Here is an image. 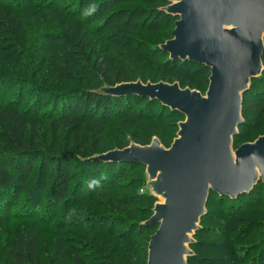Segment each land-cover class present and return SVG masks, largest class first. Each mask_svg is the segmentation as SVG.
Here are the masks:
<instances>
[{
  "label": "trees",
  "instance_id": "obj_1",
  "mask_svg": "<svg viewBox=\"0 0 264 264\" xmlns=\"http://www.w3.org/2000/svg\"><path fill=\"white\" fill-rule=\"evenodd\" d=\"M25 1L0 0V24L9 27L20 47L24 45L26 36L21 12V4ZM82 2L84 0H80V4ZM108 3L126 6L111 11L112 20L126 28H133L143 33H153L161 28L166 31L174 30L177 18L164 10L168 5L165 0H101L100 6L95 7V11L98 12L99 8L103 7L108 8ZM130 5L137 7L131 8ZM54 10L57 16L64 12L59 6ZM94 12L88 14V17L90 18ZM76 13V21L71 27L72 34L60 35V44L63 48L60 59L50 60L51 66L59 72L60 77L66 75L68 80L72 76L71 70L77 69L84 76L91 73L104 75L106 83L112 86L138 80L144 83H158L164 80L171 83L179 82L182 88L190 87L203 94L206 93L210 69L188 59L170 58L161 48L163 43H147L141 47L135 45L134 49L137 53L149 61L141 74L117 62L109 46H104L101 49L102 55L94 61L91 57L84 60L85 49L94 35V30L88 27L86 23L88 19L82 17L81 11ZM152 64L155 65L154 71ZM156 71L163 74L158 76ZM42 87L44 86L32 84L30 87L22 88L11 100L6 89L2 88L0 91V194L4 199H8L6 193L9 192L14 180L20 189H25L30 194H38L39 197L49 189L48 204L50 203L49 206H53L54 209L60 203L72 199L80 189L82 204L88 205L94 200L97 201L96 199H104L112 208L126 213L138 207H145V215L152 216L158 198L151 192L142 194L138 191V187L144 181L141 179L142 176L138 177L140 173L146 175L144 165L124 161L104 162L90 158L105 152L102 147L106 122L125 117L133 121L138 128L149 132L133 136L136 143L148 145L152 142V138L157 136L161 143L169 148L177 137L179 122L184 120V115L171 110L157 100L136 94L113 96L99 91L94 93L83 91L79 92L75 101L64 104L58 102L53 93L47 95L48 91L43 90ZM25 89L29 92V99L24 97ZM30 100H34L31 105ZM48 105L49 108L41 113L43 107ZM251 111L264 112V72L260 77L252 80L251 87L243 94V113ZM44 114L53 116L54 124L58 123L60 128L66 129L71 138L75 139L74 143L58 146L56 141H52L39 146L40 136L37 127ZM86 124L97 131L96 137L89 138L82 134ZM246 127L247 121L244 119V123L239 126L238 135L234 137V142L240 135L241 129ZM129 142L123 137L114 147L123 149L130 145ZM75 184V192L71 194ZM262 196L264 197L262 181L250 193L241 194L236 198L211 192L207 202V212L202 217V221L207 217L208 208L215 203L226 207L227 213L232 215V212L244 213L261 207L259 205L264 202V198H260ZM4 211L5 215H10V208H5ZM253 221L250 225L252 228L258 225V221ZM142 223L143 221L136 222L128 217L124 219V227L111 235L110 264L147 263L150 237L158 226ZM5 226L1 227L0 223V229L6 236L4 241L0 240V264H42L41 248L38 244L40 228L36 221L32 219L20 223L12 233H9ZM245 228L247 227L236 229L231 237V240L236 239L237 246L243 239L240 235ZM201 231L202 228L195 233L196 239ZM191 246L195 247V242ZM255 248L257 246H253V249ZM56 250V253H59L60 248ZM64 256L71 264H92L90 256L82 251L75 253L66 250ZM195 257V254L189 256L188 264H192ZM233 260H235L234 264H264L262 255L252 257L245 262L246 258L239 260L236 254Z\"/></svg>",
  "mask_w": 264,
  "mask_h": 264
},
{
  "label": "water",
  "instance_id": "obj_2",
  "mask_svg": "<svg viewBox=\"0 0 264 264\" xmlns=\"http://www.w3.org/2000/svg\"><path fill=\"white\" fill-rule=\"evenodd\" d=\"M177 19L161 48L172 59L210 69L205 94L179 82L121 83L101 92L136 94L184 115L169 148L155 137L91 160L135 162L146 167L157 202L145 225H157L146 264H188L211 192L236 198L264 184V134L234 148L244 123L243 94L264 72V0H165Z\"/></svg>",
  "mask_w": 264,
  "mask_h": 264
},
{
  "label": "rangeland",
  "instance_id": "obj_3",
  "mask_svg": "<svg viewBox=\"0 0 264 264\" xmlns=\"http://www.w3.org/2000/svg\"><path fill=\"white\" fill-rule=\"evenodd\" d=\"M100 3L101 0H84L82 4L80 0H26L22 3L21 12L26 29L25 43L22 47L13 38L9 27L0 24V91L2 88L6 89L11 100L20 89L37 84L44 86L42 88L48 91L47 95L53 93L58 102L69 104L70 101L76 100L79 92H101L104 88L111 87L112 85L106 83L104 75L91 73L84 76L77 69H72L71 78L66 80V75L60 77L59 72L50 64L51 59H60L63 53L60 35L72 34L71 27L76 21V12L80 13V11L83 13L82 17L88 19L86 21L88 27L94 30V35L85 49L84 60L91 57L94 61L102 55L101 49L109 46L117 62L141 74L149 61L137 53L134 49L135 45L141 47L147 43H164L171 39L173 29L166 31L161 28L153 33H143L133 28H126L112 20L111 11L117 7H126L120 4L108 3V8H99L98 12L94 10V14L89 18L91 9L100 6ZM58 6L64 9L59 16L54 10ZM130 6L137 7V5ZM151 66L154 71L155 65ZM156 74L159 76L163 73L156 71ZM161 81L168 82L164 80L159 82ZM24 97L30 98L26 89ZM33 102L34 100H30V105ZM46 108H49V105L44 106L40 112H45ZM52 118L53 116L45 114L40 118L37 127L40 136L39 146L52 141H56L58 146L74 143L75 139L71 138L70 133L60 128L58 123L54 124L55 118ZM243 118L247 121V127L241 129L240 135L236 137L234 142L236 149L244 143L254 142L264 134V112H245ZM82 132L89 138L97 135V131L87 124ZM147 133H149L147 130L138 128L133 121L125 117L106 122L102 147L105 152L96 155L115 149L114 146L123 137L131 144L136 143L133 136ZM155 137L157 136L152 140ZM144 175L140 173L138 177L142 176L141 179H144L138 187V191L142 194L151 192L148 175L147 173L145 177ZM76 184L71 194H74ZM49 191L47 189L39 197L38 194H30L25 189H20L13 180L9 192L6 193L8 199L5 200L0 194L1 227L7 224L5 227L9 233H12L20 223L32 219L39 225L38 244L41 248L42 264H71L64 256L66 250L87 253L92 264H110L111 235L124 227V219L130 217V220L143 221L144 224L151 217L149 214L145 215V207H138L126 213L112 208L104 199H96L97 201L94 200L88 205L82 204L80 189L72 199L60 203L54 209L53 206H49L50 203L48 204ZM162 201L160 197L157 200V202ZM259 206L261 207L244 213L232 212V215L227 213L223 205L215 203L209 207L206 219L203 221L201 219L200 222L201 233L197 239L194 236L196 246L190 245V250L196 255L192 264H234L233 258L236 254L239 260L246 258L245 262L255 256H264V202ZM5 208H10L9 216L5 215ZM253 220L258 221V225L252 228L250 225L253 224ZM243 226L247 228L241 231L240 236L243 239L237 246L236 239L231 240V237L236 229ZM2 232L1 230V242L6 238ZM253 246L257 248L253 249ZM58 247L60 251L56 253ZM104 253L105 257H103Z\"/></svg>",
  "mask_w": 264,
  "mask_h": 264
},
{
  "label": "clouds",
  "instance_id": "obj_4",
  "mask_svg": "<svg viewBox=\"0 0 264 264\" xmlns=\"http://www.w3.org/2000/svg\"><path fill=\"white\" fill-rule=\"evenodd\" d=\"M95 10V8L93 7L92 9H91V11H94Z\"/></svg>",
  "mask_w": 264,
  "mask_h": 264
}]
</instances>
